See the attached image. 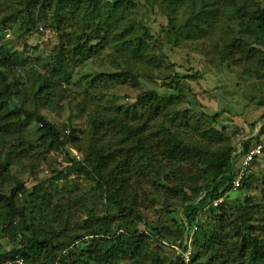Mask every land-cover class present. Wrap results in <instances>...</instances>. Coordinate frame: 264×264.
Wrapping results in <instances>:
<instances>
[{"label":"trees","instance_id":"1","mask_svg":"<svg viewBox=\"0 0 264 264\" xmlns=\"http://www.w3.org/2000/svg\"><path fill=\"white\" fill-rule=\"evenodd\" d=\"M185 1L169 0L166 10L173 14L176 6ZM132 3L14 0L11 10L9 6L0 8V31L16 32L17 42L38 33L41 24L57 32L60 40L51 54L35 63L27 60L26 51H13L0 45V148L9 143L8 152L4 150L7 159L0 164L3 184L11 182L9 170L14 154L10 141L19 158H23L59 150L66 140L45 117L31 115L15 100L19 95L18 84L9 81L7 72L13 75L14 69L22 70L34 80V98L49 100L64 85L73 83L74 69L98 58L107 49L108 36H113V43L120 51H129L131 58L158 67L159 62L148 55L152 47L144 38L147 31L125 39L136 29L135 22L126 23L134 8ZM192 3V9L196 6L198 9L185 24L186 35H191L189 30L202 37L207 32H220L227 41L222 44L223 60L246 65L243 77L264 82V0H194ZM171 22L169 31L179 35L175 21L171 19ZM122 26V32L117 34ZM106 76L101 74L98 78ZM96 77L94 87L102 83ZM171 90L177 94L145 93L133 107L117 109L113 117L97 124L99 132L109 134L111 141L103 148H92L89 155L86 153L84 161L93 167L92 174L76 159H70L71 165L60 173L59 177L64 179L72 175L94 177V192L108 200L105 217L97 216L85 200H78L90 220L84 221L78 232L64 229L59 235L43 225L53 213L56 220L63 213L62 206L50 210V192L35 188L29 194L21 185L11 196L0 194V230L13 241L20 235L22 244L19 249L1 252L0 264L17 257L25 264H184L178 253L188 248L192 249L189 264H264V238L254 225L264 213V206L254 205L247 196L239 205L225 203L229 194L250 186L248 174L242 187L233 191L241 157H233L236 142H229L222 132L215 130L219 115L210 118L196 111L194 105L193 111L179 112L176 107L189 94L177 82H173ZM190 103L193 104L192 100ZM32 117L37 118L40 126L41 145L26 136L27 121ZM207 121L210 128H205ZM259 127L263 137L264 117L246 133L252 134ZM189 131L208 142L210 149L191 143ZM78 141L74 134L70 136V143L76 145ZM249 145L250 141L244 147ZM216 146L220 148L212 150ZM187 165L199 169L209 180L198 185L195 184L198 181L186 180ZM151 182L165 190L166 196L182 201L180 221L174 220V226L163 219L160 225L139 227L144 218L136 211L138 189ZM189 183L192 194L186 191ZM20 192L25 198L18 206ZM220 199L223 203L213 207V202ZM202 214L211 217L208 224L201 223ZM167 248L172 250L171 255L164 252Z\"/></svg>","mask_w":264,"mask_h":264},{"label":"rangeland","instance_id":"2","mask_svg":"<svg viewBox=\"0 0 264 264\" xmlns=\"http://www.w3.org/2000/svg\"><path fill=\"white\" fill-rule=\"evenodd\" d=\"M13 1L0 0V8L7 9L9 6L11 10ZM108 1H133L134 8L130 10L128 14L130 17L126 23L135 22L136 29L125 39L141 36L147 31L144 38L152 47L148 55L159 62L158 67L131 58L129 51H120L113 43V36H108L106 44L110 45L107 49L98 58L74 69L73 83L64 85L49 100L34 98L32 87L34 80L31 81L22 70L14 69L13 75L10 71L7 72L9 81L18 84L19 95L15 100L31 115L45 117L66 140L65 145L59 150L26 155L23 158H19L13 141H10V150L14 154L9 170L11 182L3 184L0 181V194L11 196L21 185L29 194L35 188L50 192V210L62 206L60 212L63 213L57 220L53 213L43 225L59 235L64 229L70 233L78 232V227L84 221L90 220L89 214L82 210L78 200H85L86 205L94 210L97 216L107 215L108 200L94 192L96 186L94 177L72 175L64 179L59 175L71 165L70 159L82 161L83 168L92 174L93 167L84 161L86 153L89 155V151L93 152L92 148H103L111 141L109 134L99 132L97 124L113 117L117 109L133 107L143 94L157 92L163 96H174L177 92L171 88L173 82H177L189 95L180 100V105L176 109L181 113L190 112L193 111L194 105L196 111L210 118L219 115L220 118L214 128L233 143L236 142L237 132L252 130L264 117V82L243 77L242 72L248 68L246 65L240 66L233 64L231 60H223L222 44L227 42L225 36L215 31L207 32L202 37L195 30H189L191 35H186L188 29H185V24L198 9L196 6L193 10L190 6L194 5L192 3L194 0H187L176 6L173 14L166 10L169 0ZM171 19L175 21L176 30H180L179 35L169 31ZM123 28L124 26L117 34L121 33ZM15 34L16 32L5 29L0 31V45L13 51H26L27 60L33 63L47 57L60 44L57 32L45 24L40 25L38 33L33 32L19 42L16 41ZM101 74L111 77L98 78ZM94 76H97L99 82L102 81L101 85L95 87L92 85ZM32 118L27 121L26 136L33 139L35 144L41 145L38 140L40 126L37 118ZM207 122L205 128H210L209 121ZM189 133L191 134H187L191 143L210 149L208 142L190 131ZM72 134L79 140L76 145L70 143ZM113 142L115 143V140ZM8 145L3 144L0 148V164L7 159L4 150L8 152ZM219 148L220 146H216L212 150ZM184 169L186 180L198 181L196 185L209 180L207 175L200 174L199 169L189 165ZM249 174L250 186L243 191L229 194L226 204L239 205L247 196L254 205L264 206V159L257 162ZM189 186L192 184H188L186 191L192 194ZM164 191L157 188L153 182L138 189L136 211L144 218V222L139 225L140 228H145L146 224L160 225L163 219L171 226H174V220L180 221L182 201L166 196ZM24 198L23 192L17 195L18 206H21ZM164 211L166 213L163 216ZM32 214L31 211L30 215L33 216ZM200 219L202 224L211 221L209 214H202ZM256 220L258 222L254 225L258 228L259 236L264 238V213ZM20 241V235L13 241L8 233L0 230V253L21 248ZM164 252L172 254V250L168 248L164 249Z\"/></svg>","mask_w":264,"mask_h":264},{"label":"built area","instance_id":"3","mask_svg":"<svg viewBox=\"0 0 264 264\" xmlns=\"http://www.w3.org/2000/svg\"><path fill=\"white\" fill-rule=\"evenodd\" d=\"M260 129L259 127L254 133L247 134L246 132L239 131L236 135V145L234 148L235 156H241L238 160L239 169L238 174L233 181V191H237L242 187L245 179L247 178L251 167L254 163L259 162L264 159V136L260 137ZM250 141V145L248 148H245L244 145L246 142ZM223 199L217 200L213 202V207L217 208L223 203ZM192 249L188 248V250H181L178 253V257H180L184 264H189L191 261ZM4 264H25V261L22 258H15L8 260Z\"/></svg>","mask_w":264,"mask_h":264},{"label":"crops","instance_id":"4","mask_svg":"<svg viewBox=\"0 0 264 264\" xmlns=\"http://www.w3.org/2000/svg\"><path fill=\"white\" fill-rule=\"evenodd\" d=\"M248 131H249V130H248ZM248 131H247V132H248Z\"/></svg>","mask_w":264,"mask_h":264}]
</instances>
